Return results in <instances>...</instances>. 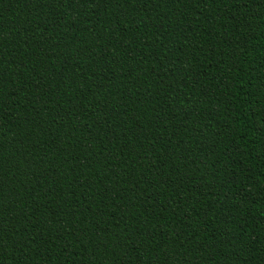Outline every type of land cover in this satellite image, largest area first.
Segmentation results:
<instances>
[{"label":"trees","instance_id":"trees-1","mask_svg":"<svg viewBox=\"0 0 264 264\" xmlns=\"http://www.w3.org/2000/svg\"><path fill=\"white\" fill-rule=\"evenodd\" d=\"M0 264H264V0H0Z\"/></svg>","mask_w":264,"mask_h":264}]
</instances>
